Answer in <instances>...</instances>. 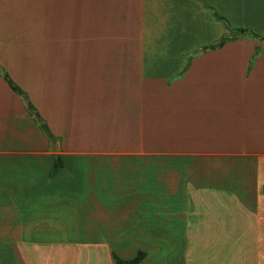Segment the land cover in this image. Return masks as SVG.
Segmentation results:
<instances>
[{"label": "crops", "instance_id": "1", "mask_svg": "<svg viewBox=\"0 0 264 264\" xmlns=\"http://www.w3.org/2000/svg\"><path fill=\"white\" fill-rule=\"evenodd\" d=\"M211 9L247 33L196 53L230 32ZM249 32L264 38V0H0V264H116L138 250V264H264V49L252 58L262 42ZM136 33L141 50L87 46ZM48 43L83 49L59 72L40 62Z\"/></svg>", "mask_w": 264, "mask_h": 264}, {"label": "rangeland", "instance_id": "2", "mask_svg": "<svg viewBox=\"0 0 264 264\" xmlns=\"http://www.w3.org/2000/svg\"><path fill=\"white\" fill-rule=\"evenodd\" d=\"M138 20V18L136 19ZM139 27H135L136 31H138ZM231 31V30H230ZM237 31V30H236ZM229 33H227L225 36H227ZM136 40L135 41H130V42H115V43H97V44H87L88 49H100V50H111V51H132V50H141L142 48V42L138 41V38H141L140 34L136 33L135 35ZM224 37V36H223ZM222 37V38H223ZM251 38V37H249ZM239 39H244L242 36H237L232 40H226L224 41V44H229L232 42H235ZM148 48L147 49H152L153 50V46H149V44H147ZM35 49V46L33 44V46L31 45H27L25 46V49L28 48V51H30L31 49ZM202 47V46H201ZM201 47L199 49H201ZM231 47L234 46H230L229 48L231 49ZM37 49L39 50V53H42V58H40V62L43 63L44 66L50 68V69H57L59 70V72H64V70H66V51L67 50H80L83 49V44H78V43H48V44H38ZM200 50L196 51V53H199ZM190 59V58H189ZM110 76V74L108 75ZM137 76V74H136ZM138 79V77H137ZM137 98L141 99V91L137 92ZM142 107L141 106H136L135 107V112L137 113L138 111H141ZM126 110V109H125ZM46 121V120H45ZM47 122V121H46ZM50 128V127H49ZM52 132V131H51ZM157 142H159V140H155ZM106 141L103 140L102 142V146L104 145ZM142 140L141 139H119L118 141L115 139H112L111 141L106 142V146L105 147H112V146H116L118 145L119 149H132L134 147H138L141 146ZM54 148L56 149V151L58 150V143H54ZM60 156V155H59ZM128 160V159H127ZM126 160V161H127ZM120 161H124L121 160ZM151 164H155V162L152 160ZM127 163L133 164L134 166V173L136 174V178H141L142 177V173H144L142 171V168L140 165H142V160H129ZM143 166V165H142ZM158 168H155V170H157ZM153 170L152 169V174H153ZM158 173V170L156 171V175ZM253 172H234V171H225L222 172V178L226 179V180H235L236 178H244V179H249L252 178Z\"/></svg>", "mask_w": 264, "mask_h": 264}, {"label": "trees", "instance_id": "3", "mask_svg": "<svg viewBox=\"0 0 264 264\" xmlns=\"http://www.w3.org/2000/svg\"><path fill=\"white\" fill-rule=\"evenodd\" d=\"M212 14L214 16L215 19L217 20H221L226 28L228 30H231L232 28L229 25L228 20L226 19V17L224 16H220L216 11H214L213 9H211ZM235 30L237 31H243L242 28H235ZM249 35L251 38L256 39L258 41L262 42L261 46H256L254 48V54L252 56V58L256 57L263 49H264V38L260 37L256 34L250 33ZM224 45V42H216V43H211V44H207V45H203L201 47L200 52H207V51H212V50H216L220 47H222ZM2 76L4 78V80L6 81V83L8 84V86L10 87V89L12 91H14L16 94H18L21 99L22 102L27 110V112L30 114V116L34 119V121L36 122L37 126L39 127V129L42 131V133L44 134V136L48 139V141L50 143L57 141L58 137L54 136L53 133L51 132L48 123L44 120V118L40 115V113L38 112V110L35 108V106L32 104L31 100L29 99L28 94L26 93V91L24 89H22L18 84H16L14 82V80L10 77V75L8 74V72L6 71H2ZM62 165V161L60 156H56V158L54 159V164H53V170L51 171V174L53 175V173H56L58 168ZM112 257L115 261L116 264H138L144 257V252L141 250H138L136 255L129 260H125L120 258L119 256H117L115 253H112Z\"/></svg>", "mask_w": 264, "mask_h": 264}, {"label": "water", "instance_id": "4", "mask_svg": "<svg viewBox=\"0 0 264 264\" xmlns=\"http://www.w3.org/2000/svg\"><path fill=\"white\" fill-rule=\"evenodd\" d=\"M246 33H247L246 30H243L241 32L231 30L227 36H224L223 38H221V42H224L226 40H232L237 36H245ZM0 70H1V67H0Z\"/></svg>", "mask_w": 264, "mask_h": 264}]
</instances>
